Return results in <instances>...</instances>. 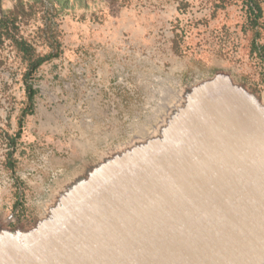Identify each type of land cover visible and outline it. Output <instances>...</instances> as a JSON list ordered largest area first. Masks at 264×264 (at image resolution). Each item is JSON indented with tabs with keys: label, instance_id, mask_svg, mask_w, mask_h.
I'll use <instances>...</instances> for the list:
<instances>
[{
	"label": "water",
	"instance_id": "obj_1",
	"mask_svg": "<svg viewBox=\"0 0 264 264\" xmlns=\"http://www.w3.org/2000/svg\"><path fill=\"white\" fill-rule=\"evenodd\" d=\"M207 166L228 182L205 191ZM15 220L0 215V264H264V104L217 72L60 183L33 226Z\"/></svg>",
	"mask_w": 264,
	"mask_h": 264
},
{
	"label": "rangeland",
	"instance_id": "obj_2",
	"mask_svg": "<svg viewBox=\"0 0 264 264\" xmlns=\"http://www.w3.org/2000/svg\"><path fill=\"white\" fill-rule=\"evenodd\" d=\"M182 1L189 4L185 14L177 12ZM11 5V0H0V10ZM208 15L205 0H87L85 7L58 14L62 54L44 65L33 82L34 113L24 121L13 155L14 175L2 166L9 148L0 137V215L16 217L15 179L25 186L29 210L28 219L16 217L11 229L33 226L53 190L84 165L152 136L183 89L217 72L229 75L264 104L262 65L239 46L233 48L238 45L233 29L218 35L215 27L223 20L210 21L205 28ZM40 25V20L32 22L25 34L35 36ZM177 26L191 29L186 41L192 49L185 56L171 50ZM3 54L8 60L0 67V133L13 135L25 102L23 67L8 47ZM212 173L207 166L196 178ZM204 179L205 191L226 180Z\"/></svg>",
	"mask_w": 264,
	"mask_h": 264
},
{
	"label": "trees",
	"instance_id": "obj_3",
	"mask_svg": "<svg viewBox=\"0 0 264 264\" xmlns=\"http://www.w3.org/2000/svg\"><path fill=\"white\" fill-rule=\"evenodd\" d=\"M11 1L10 8L0 10V67L8 60L3 54L5 47H8L23 67L20 80L25 102L19 108L16 132L13 135L1 132L0 137L1 142L9 148L3 157L2 166L14 175L16 161L13 155L21 138L24 121L34 113L33 102L37 91L33 88V82L44 65L59 59L62 54L61 31L55 19L59 13L72 10L74 6L85 7L87 0ZM205 4L209 5V17L206 18L204 27L210 21L223 20L220 26L215 27L218 35L226 36L233 29V33L238 36V45H233V48L237 49L239 46L249 56L255 57L264 72V0H205ZM188 6V2H180L177 12L185 14ZM37 20L41 21V25L36 28L35 36L26 35L24 29ZM176 29L179 32L174 30L171 50L177 56H185L192 49L186 41L191 29L180 26ZM36 46L46 51H38ZM13 186L15 202L12 211L19 220L24 221L29 217V210L24 205L25 186L18 179H15Z\"/></svg>",
	"mask_w": 264,
	"mask_h": 264
},
{
	"label": "built area",
	"instance_id": "obj_4",
	"mask_svg": "<svg viewBox=\"0 0 264 264\" xmlns=\"http://www.w3.org/2000/svg\"><path fill=\"white\" fill-rule=\"evenodd\" d=\"M3 176H6V175H4V174H3ZM6 185L9 187V186H11V185H12V183L10 182V184H9V180H7V183H6Z\"/></svg>",
	"mask_w": 264,
	"mask_h": 264
},
{
	"label": "bare ground",
	"instance_id": "obj_5",
	"mask_svg": "<svg viewBox=\"0 0 264 264\" xmlns=\"http://www.w3.org/2000/svg\"><path fill=\"white\" fill-rule=\"evenodd\" d=\"M224 181H225V182H222V184L227 183V182H228V179L226 178V180L224 179ZM218 185H220V184H218Z\"/></svg>",
	"mask_w": 264,
	"mask_h": 264
}]
</instances>
